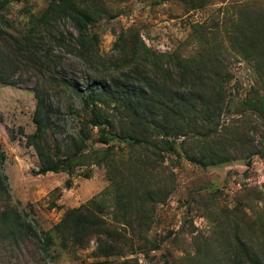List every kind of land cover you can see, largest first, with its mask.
Masks as SVG:
<instances>
[{
    "label": "rangeland",
    "instance_id": "rangeland-1",
    "mask_svg": "<svg viewBox=\"0 0 264 264\" xmlns=\"http://www.w3.org/2000/svg\"><path fill=\"white\" fill-rule=\"evenodd\" d=\"M54 1L0 0V155L4 158L0 159V173L6 176L8 187L5 191L0 182V264H86L99 260L93 256L95 240L84 250H63L53 227L67 210L101 196L110 184L105 169L90 164L70 174L41 175L35 148L28 144L35 132L37 92L53 110L47 139L57 157L63 158L78 127L75 113L80 95L94 82L98 68L52 38L36 47L27 44L23 36L31 21L41 17ZM84 1L96 16L89 31L99 35L95 48L99 63L108 66L117 58L116 62L120 61L115 44L121 35L128 39L137 34L157 53H172L184 45L182 52L187 56L192 52V25L206 23L217 28L221 7L245 0ZM71 27L69 20L60 23L69 41L70 34L75 35ZM224 64L232 75L226 85L227 96L237 105L255 83L256 75L237 56H226ZM112 73L110 77V73L101 72V80L116 84L118 75ZM236 115L232 107L223 122L236 121ZM244 116L242 129L234 136L244 145L242 153L251 155L246 161L204 169L187 159L166 158L163 166L172 176H167L170 181L164 179L169 186L162 188L167 192L156 206L149 243L127 260L136 264H252L237 258L231 246L234 226H240L245 236L264 204V121L252 113ZM181 141H176V147ZM2 213H16L19 229L5 231ZM243 219L246 224L241 223ZM41 232L53 236L52 250L42 247Z\"/></svg>",
    "mask_w": 264,
    "mask_h": 264
},
{
    "label": "trees",
    "instance_id": "trees-1",
    "mask_svg": "<svg viewBox=\"0 0 264 264\" xmlns=\"http://www.w3.org/2000/svg\"><path fill=\"white\" fill-rule=\"evenodd\" d=\"M220 12L217 28L206 23L192 25V52L187 56L182 52L184 45L172 53H157L137 34L128 39L121 35L115 44L120 61L116 62L117 58L108 66L99 63L95 49L99 35L89 31L96 16L84 0L51 2L24 33L30 46L52 38L99 68L94 82L80 95L75 113L78 127L63 158L57 157L47 139L53 110L37 92L35 132L28 138L40 160L41 175L70 174L90 164L105 169L110 184L101 196L67 210L53 227L63 250H84L90 241H96L93 256L103 261L86 264H136L127 258L149 243L156 206L167 192L162 188L169 186L164 179L170 181L167 176H172L163 166L167 157L187 159L204 169L251 157L242 153L244 145L234 135L242 129L245 113L264 121V1L229 2ZM65 20L75 31V35L70 34L71 41L60 30ZM229 55L239 57L256 75L255 83L237 105L226 92L232 79L224 64ZM101 72L110 73V77L112 72L117 74V83L102 81ZM232 107L239 117L225 124L223 116ZM179 139L182 141L176 147ZM0 159L3 161L2 155ZM6 181L0 173L5 191ZM1 217L7 232L21 226L16 213H2ZM241 223L246 224L244 219ZM252 224L246 231L253 235L245 232L247 237L242 236L240 226H234L231 246L237 258L264 264V204ZM40 234L44 250H52L53 236Z\"/></svg>",
    "mask_w": 264,
    "mask_h": 264
}]
</instances>
